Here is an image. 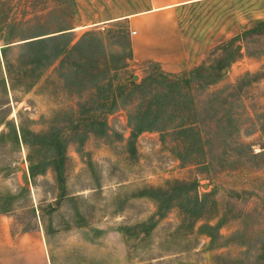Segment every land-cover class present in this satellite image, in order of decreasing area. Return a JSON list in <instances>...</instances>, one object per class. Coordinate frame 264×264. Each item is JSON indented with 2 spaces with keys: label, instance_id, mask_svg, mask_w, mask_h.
Instances as JSON below:
<instances>
[{
  "label": "rangeland",
  "instance_id": "obj_1",
  "mask_svg": "<svg viewBox=\"0 0 264 264\" xmlns=\"http://www.w3.org/2000/svg\"><path fill=\"white\" fill-rule=\"evenodd\" d=\"M147 4L0 0V212L14 230L43 229L52 264H264V0L188 6L179 14L185 67L170 71L159 62L168 72L209 68L217 75L207 77L209 90L244 83L236 127L211 139L239 146L241 154H224L226 163L202 171L181 165L170 138L151 130L133 135L131 105L112 108L105 128L80 141L82 126L74 120L98 87L80 91L61 58L31 81L7 74L4 48L16 65L26 41L49 35L67 34L60 41L70 48L97 33L108 54H124L128 45L114 42L112 33L127 24L108 19ZM128 61L118 78L141 81L150 72L145 60ZM111 78L113 71L98 85ZM71 128L76 136L68 138ZM176 179L196 181L199 195L213 200L214 216L194 222L177 205L157 214L156 201L138 194ZM203 223L219 224L216 236L201 230Z\"/></svg>",
  "mask_w": 264,
  "mask_h": 264
},
{
  "label": "trees",
  "instance_id": "obj_2",
  "mask_svg": "<svg viewBox=\"0 0 264 264\" xmlns=\"http://www.w3.org/2000/svg\"><path fill=\"white\" fill-rule=\"evenodd\" d=\"M66 35L61 33L26 41V51L18 57L16 65L6 57L4 48L5 67L9 77L20 72L31 81L44 66L61 58L69 65L71 82L80 91L97 86L96 97L81 106L79 117L74 120L77 126H82L77 135L80 141L84 140L87 132L102 131L106 125V113L122 103L132 108L129 113L132 134L151 130L158 132L162 140L170 138L174 143V153L183 166L202 171L208 165L220 161L226 163L222 156L229 152L240 156L239 146L229 148L228 143H211V139L231 126L236 127L243 81L209 90L207 77H217L209 68L168 72L154 60L143 61L150 67L143 80L136 81L133 77L121 79L118 75L133 58L127 27L112 33L114 42H123L129 47V51L117 55L107 53L104 41L97 33L85 34L70 48L67 42L60 41ZM111 71L115 79L98 85L102 77ZM228 92L230 96L224 97ZM70 130L68 138L76 136L77 131ZM23 139L29 143L26 131H23ZM218 147L222 149L218 151ZM52 158L51 163H56V153ZM31 172L35 173L33 164ZM197 188L196 181L188 183L176 179L166 186L145 187L138 194L156 201L157 214H163L177 205L189 220L195 222L215 214L213 200L207 194L199 195ZM218 225L203 223L200 229H213L208 234L216 236L214 232H217Z\"/></svg>",
  "mask_w": 264,
  "mask_h": 264
},
{
  "label": "crops",
  "instance_id": "obj_3",
  "mask_svg": "<svg viewBox=\"0 0 264 264\" xmlns=\"http://www.w3.org/2000/svg\"><path fill=\"white\" fill-rule=\"evenodd\" d=\"M210 1L219 0H147L146 6L108 20H125L135 60H154L176 71L187 62L179 14L190 5ZM0 264H52L44 230L36 226L14 230L11 217L0 212Z\"/></svg>",
  "mask_w": 264,
  "mask_h": 264
},
{
  "label": "built area",
  "instance_id": "obj_4",
  "mask_svg": "<svg viewBox=\"0 0 264 264\" xmlns=\"http://www.w3.org/2000/svg\"><path fill=\"white\" fill-rule=\"evenodd\" d=\"M135 31H133V33H134Z\"/></svg>",
  "mask_w": 264,
  "mask_h": 264
},
{
  "label": "water",
  "instance_id": "obj_5",
  "mask_svg": "<svg viewBox=\"0 0 264 264\" xmlns=\"http://www.w3.org/2000/svg\"><path fill=\"white\" fill-rule=\"evenodd\" d=\"M134 79H136V77Z\"/></svg>",
  "mask_w": 264,
  "mask_h": 264
}]
</instances>
